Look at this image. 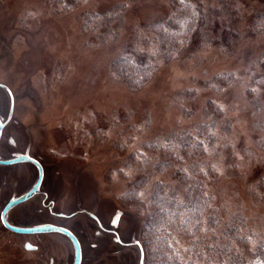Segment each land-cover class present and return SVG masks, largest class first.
Listing matches in <instances>:
<instances>
[{
	"label": "rangeland",
	"instance_id": "374dc122",
	"mask_svg": "<svg viewBox=\"0 0 264 264\" xmlns=\"http://www.w3.org/2000/svg\"><path fill=\"white\" fill-rule=\"evenodd\" d=\"M187 1L200 16L168 54L156 37L170 0H0V113L14 102L5 129L12 143L0 141V156L27 151L44 172L39 191L9 210V223L70 228L81 264H138L141 253L144 264L141 231L154 185L185 193L167 146L212 119L204 153L175 149L183 169L199 160L216 166L209 192L221 228L234 213L245 216L251 250L233 237L242 259L227 255L225 264L264 260V0ZM142 53L153 64L149 75L129 83L116 74L120 60ZM220 73L227 80L208 81ZM36 176L30 162L0 166V209ZM48 234L19 236L0 222V264L68 263L69 239ZM32 239L43 240L39 255L23 251Z\"/></svg>",
	"mask_w": 264,
	"mask_h": 264
},
{
	"label": "trees",
	"instance_id": "16d2710c",
	"mask_svg": "<svg viewBox=\"0 0 264 264\" xmlns=\"http://www.w3.org/2000/svg\"><path fill=\"white\" fill-rule=\"evenodd\" d=\"M170 3L174 4L173 12L166 20L161 19L157 23L156 37L168 54L175 50L174 42L180 36L184 37V44L188 41L200 16L198 7L187 0H170ZM152 68V62L142 53L138 61L130 57L120 60L115 71L124 81L131 83L136 76L149 75ZM220 74L222 76H213L208 81L227 80L226 73ZM212 121L208 119L198 124L190 133L183 131L175 144L167 146V160L177 164V171L185 182V193L181 199L175 193L164 190L160 183L154 185L149 203L151 213L141 231L144 264H225L223 260L227 255L230 262L235 259L239 261L242 256L234 254L230 243L233 237L248 243L245 250H251L249 232L244 230V215L234 213L221 228V208L216 204L214 195L209 192V175L216 173V167H212L214 164L210 160H199L183 169L182 158L176 150H188L190 155L197 156L204 153V148L213 137L210 131ZM186 169L189 170L188 173L185 172ZM197 221L200 223L197 224ZM185 239L198 241L195 245L182 246L181 242ZM255 249L259 253L260 246ZM245 250L242 249L243 255Z\"/></svg>",
	"mask_w": 264,
	"mask_h": 264
},
{
	"label": "water",
	"instance_id": "95a60500",
	"mask_svg": "<svg viewBox=\"0 0 264 264\" xmlns=\"http://www.w3.org/2000/svg\"><path fill=\"white\" fill-rule=\"evenodd\" d=\"M21 161H30L33 164H35V166L37 167L38 175H37L36 180L32 184V186L26 192H24L23 194L15 197V198L10 199L4 205V207L2 208V210L0 212V217H3V219H1L3 226L6 227L7 229L13 231V232H16V233H34V232H39V233H41V232H58V233H61L69 239V241L71 242V245L73 247L72 264H80V261H81L80 241H79L78 237L76 236V234L73 231H71L69 228H66V227L60 226V225L50 224V223L41 224L38 226H19V225L17 226V225L10 224L9 222L6 221L4 215L7 212V210H9L14 205L19 204V203L29 199L30 197H32L36 193L38 188L40 187V184H41L42 179H43V168H42L41 163L38 160H36L30 156L17 155L15 157L4 159V160L0 159V164H13V163L21 162ZM119 216H120V212L113 213V217H112V220L110 222V224L113 227H115L117 225ZM135 243L138 245L137 241ZM142 262H143V256L141 253L139 260H138V264H142Z\"/></svg>",
	"mask_w": 264,
	"mask_h": 264
},
{
	"label": "flooded vegetation",
	"instance_id": "af4514ba",
	"mask_svg": "<svg viewBox=\"0 0 264 264\" xmlns=\"http://www.w3.org/2000/svg\"><path fill=\"white\" fill-rule=\"evenodd\" d=\"M13 104H14V102H12L11 103V105H9L8 107H7V109H6V111H5V113H0V141L3 139V138H5V140H6V143H12V137L10 138L8 135H6V133H5V129H6V126H7V124H8V121H9V112H12V110H13ZM11 109V110H10ZM17 155H27V156H30V157H32L31 155H29V153L27 152V151H23V152H21V153H18V154H13V156L12 157H15V156H17ZM12 157H9V158H12ZM32 158H34V159H36L35 157H32ZM0 159L2 160H4V159H8V158H5V157H1L0 156ZM36 160H38V159H36ZM39 161V160H38ZM21 162H30V161H21ZM21 162H17V163H21ZM40 162V161H39ZM30 163H32V162H30ZM13 164H16V163H13ZM33 164V163H32ZM8 165H11V164H0V166H8ZM34 166H35V164H33ZM36 167V166H35ZM43 168V167H42ZM36 169H37V167H36ZM37 175H38V171H37ZM43 175H44V172H43ZM36 178H37V176H36ZM36 180V179H35ZM43 180V179H42ZM34 183V182H33ZM32 183V184H33ZM32 184L24 191V192H26L31 186H32ZM41 184H42V182H41ZM41 184H40V187H41ZM40 187L38 188V190L36 191V193L39 191V189H40ZM23 192V193H24ZM22 193V194H23ZM35 193V194H36ZM34 194V195H35ZM21 195V194H20ZM17 196H19V195H17ZM17 196H11V197H9L7 200H6V202L4 203V205L10 200V199H12V198H15V197H17ZM31 198V197H30ZM29 198V199H30ZM28 200V199H27ZM27 200H25V201H27ZM25 201H23V202H25ZM22 203V202H21ZM20 204V203H19ZM4 205L2 206V208L4 207ZM17 205V204H16ZM15 206V205H14ZM2 208L0 209V212H1V210H2ZM12 208V207H11ZM10 208V209H11ZM9 209V210H10ZM9 210H7V212L5 213V219H6V221L7 222H9L8 220H7V218H6V216H7V213L9 212ZM71 215V214H70ZM56 216H59V217H63V215L62 214H60V213H56ZM65 216H68V215H65ZM95 220H96V218H95ZM0 222H1V219H0ZM46 223H50V224H55V225H60V226H64V225H61V224H58V223H54V222H40V223H35V224H31V225H19V226H38V225H41V224H46ZM1 224H2V222H1ZM11 224V223H10ZM112 226V225H111ZM117 226V225H116ZM115 226V227H116ZM2 227L4 228V229H6V230H8V231H10V232H12V233H14V234H16V235H19V236H25V235H27V236H34V235H38V237H41V235H49L48 233H57V234H59V235H63V234H61V233H58V232H41V233H39V232H34V233H16V232H13V231H11V230H9V229H7L6 227H4L3 226V224H2ZM64 227H66V226H64ZM113 227V226H112ZM66 228H68V227H66ZM70 229V228H69ZM71 230V229H70ZM72 231V230H71ZM112 232H114V230H112ZM115 233V232H114ZM115 239L117 240V241H119L120 242V240L118 239V237L116 236L115 237ZM43 240L42 239H36V240H24L23 241V243H22V246L24 247L23 248V251H24V253L25 252H28V253H34V254H36V255H39L40 254V252H41V249H42V247H43ZM71 243V242H70ZM126 244V243H125ZM27 245H31L32 247L31 248H29V247H27ZM80 247H81V245H80ZM27 253V254H28ZM35 255V256H36ZM81 257H82V249H81ZM72 259H73V251H72V255H71V260L68 262V263H66V262H64V261H55L52 257L51 258H49L48 260H46L45 262H43L44 264H72ZM80 264H81V261H80Z\"/></svg>",
	"mask_w": 264,
	"mask_h": 264
},
{
	"label": "snow or ice",
	"instance_id": "6c2138e0",
	"mask_svg": "<svg viewBox=\"0 0 264 264\" xmlns=\"http://www.w3.org/2000/svg\"><path fill=\"white\" fill-rule=\"evenodd\" d=\"M205 150H207V149H205ZM212 167L215 168L216 166L213 165ZM141 195H143V194H141ZM0 219H3V217H0ZM199 223H200V221H197V224H199ZM188 230L191 231V229H188ZM27 247L31 248L32 246L31 245H27ZM253 264H256V262H253ZM259 264H264V260H260Z\"/></svg>",
	"mask_w": 264,
	"mask_h": 264
},
{
	"label": "bare ground",
	"instance_id": "6f19581e",
	"mask_svg": "<svg viewBox=\"0 0 264 264\" xmlns=\"http://www.w3.org/2000/svg\"><path fill=\"white\" fill-rule=\"evenodd\" d=\"M36 48V47H35ZM38 53V52H37ZM56 235H59V234H57V233H55ZM59 236H61V235H59Z\"/></svg>",
	"mask_w": 264,
	"mask_h": 264
}]
</instances>
